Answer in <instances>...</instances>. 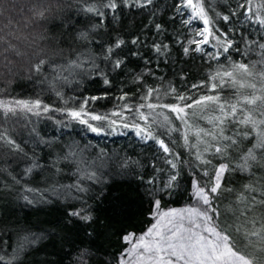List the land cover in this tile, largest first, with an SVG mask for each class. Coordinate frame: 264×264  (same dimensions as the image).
<instances>
[{
    "label": "trees",
    "instance_id": "trees-1",
    "mask_svg": "<svg viewBox=\"0 0 264 264\" xmlns=\"http://www.w3.org/2000/svg\"><path fill=\"white\" fill-rule=\"evenodd\" d=\"M109 2L110 0H0V100L11 102L39 99L53 109L77 108V100L102 95L106 89L101 79L96 78L92 64L94 58L100 69L110 72L112 87L106 99L92 101L87 105V110L108 116L109 121H117L110 127L109 122H92L97 126L104 124V134L97 135L87 131L86 127L77 121H70L59 110L36 116L19 110L6 113L0 109V132L7 133L23 149V152L10 151L8 146L0 141V184L12 186L11 192L0 194L3 197L0 198V240L6 242L0 254L10 257L20 238L26 234L43 232L46 237L38 244L30 245L14 264H79L78 251H74L71 244L61 241L64 235L63 225L67 219L64 213L71 210L69 205L79 207V203L64 197L57 199L49 192L50 203L32 207L25 205L17 194L21 185L39 189L40 193H44L54 186L72 184L76 180L73 175L75 165H66L60 161L56 168L61 171L57 172L53 171L50 161L62 156L67 146L73 143L81 148L92 145L84 153L89 163L96 161L100 150H104L108 157L113 159L116 156L131 157L135 162L129 167L127 174L117 176L112 160L105 157L107 163L103 171L109 173L106 179L112 186L110 194L108 190L105 194L108 195L109 201L112 196H122L125 201L124 208L120 211L118 220L113 221L116 227L97 241V244L101 245L99 251L95 245L88 242L87 237L85 244L77 243L76 246L77 249H89L92 256L89 264H101L102 261L117 264L116 258L129 245H125L119 235H111V232L122 228L125 232L140 234L150 226L153 221L149 215L151 204L145 195L147 180L155 178L158 186L161 180H166L170 171L164 163L165 154L158 145L151 140L139 139L133 128L122 127L123 123H143L138 121L135 111L125 113L122 117L112 115L114 111L122 110L125 104V101L118 99L122 91L136 93L127 101L132 105L144 102L141 101V96L144 95L146 87L158 88L162 94L171 85L182 94H195V90L190 86L210 76L219 65L227 67L233 61L252 63L260 59V51L257 49L250 51L247 56L230 51L228 55L231 56V61L225 60L224 57L219 61L211 60L198 52L185 55L181 43L177 41L183 42V46L187 47V41L193 39L195 31L203 25L199 21H194L191 25L182 23L190 10H186L184 15L178 14L174 5L179 3V0H154L152 5L144 8L128 7L122 0H117L119 6L115 10L106 7ZM211 3L216 12H237L232 23L224 24L220 21L217 26L222 30L233 27L239 30L232 33V38L238 42L240 32L248 39L256 40L264 34V30L257 25L245 23L244 17L239 14L243 9L237 8V4L243 3V0H211ZM89 8L94 11H88ZM156 24L164 26L162 33L157 32ZM81 34H84L83 37ZM137 37L139 43L133 45L131 41ZM117 39L126 41L121 49L116 50L120 58L126 60V64L123 70L111 72L103 58L106 55V47ZM153 43L168 45V48L157 53L152 48ZM219 47L220 45L213 41L205 46V50L214 53ZM240 48L242 51H248L244 43H240ZM131 52H139L140 55L132 56ZM73 61H76V64H73ZM38 64H43L39 72L34 70ZM147 70H151L154 75L146 74ZM141 74H144L143 85L134 83L135 76ZM65 80L68 83H65ZM247 82L255 83V80ZM57 91L61 96L56 95ZM238 92L244 95H260L264 92V87H258L255 93L250 88H241ZM238 92L226 87L220 95L235 102ZM199 94L211 93L202 88ZM149 102L176 101L170 96L162 95L158 101ZM192 119L199 127H213L207 121ZM175 124L179 126V122ZM243 127L247 131V126ZM155 131L160 132L162 129L157 128ZM259 131L257 129L251 136L241 140L238 148L230 150L229 159L208 154L206 158L212 160V165L207 166L209 173L218 163H229L230 160L232 165L240 164L241 157L259 139ZM164 138L174 142L170 147L185 163L181 165L183 179L180 187L171 197L164 198L162 208L167 210L190 206L194 202L190 179L195 177L201 184H205L208 178L203 175L204 168L197 166L193 150L185 146L179 134L171 133ZM40 139L55 142L50 145L38 144ZM189 143H195V140L190 139ZM25 154L41 164L40 168L29 175H24V169L30 163ZM259 155L257 151V156ZM153 164L157 170L163 171H154ZM225 175V187L233 191L224 192L216 201V206L222 210L223 215L216 218L214 223L218 228L231 226L234 235L246 244V232L251 229L260 230L264 223L261 219L264 217V209L254 205L253 210L245 213L248 221L244 227L237 209L243 211L250 195L255 196L257 200L262 198L264 169L253 165L248 172L237 170ZM141 176L144 178L143 182L140 180ZM13 178L18 180L19 184H15ZM246 184L256 191L249 193L244 189ZM102 187L103 185H96L88 194L98 196L97 201L88 200V204L94 208L97 204L101 208L109 207V203L99 195ZM241 194L246 198L244 202L238 200ZM93 214L97 215L96 212ZM100 219L101 224L107 222L104 214L100 215ZM236 228H241V231L235 232Z\"/></svg>",
    "mask_w": 264,
    "mask_h": 264
},
{
    "label": "snow or ice",
    "instance_id": "snow-or-ice-1",
    "mask_svg": "<svg viewBox=\"0 0 264 264\" xmlns=\"http://www.w3.org/2000/svg\"><path fill=\"white\" fill-rule=\"evenodd\" d=\"M122 2L128 7L144 8L152 5L154 0H122ZM118 6L117 0H110L106 5L111 10L117 9ZM174 7L176 12L181 15H184L186 10H190L187 11V18L182 20L184 25H191L194 21H199L203 25L201 29L195 31L194 38L187 41V47L183 46V42L177 41L181 43L185 55L190 52H198L211 60L219 61L221 57H224L225 60L231 61V56L228 55L230 51L247 56L250 51L257 49L260 51V59L252 63L233 61L227 67L222 64L219 65L210 76L190 86L192 90H195V94H182L171 85L162 94L158 88L146 87L144 95L141 96V101L144 102L132 105L127 101L132 99L136 93L130 94L122 91L118 99L125 101V104L122 110L114 111L112 115L122 117L125 113L135 111L136 118L143 123L137 122L131 125L123 123L122 127H131L139 139L142 141L151 140L158 145L165 154L164 163L168 165L170 171L167 173L166 180H161L158 186L155 178L147 180L148 187L145 189V195L151 204L149 215L153 221L150 226L140 234L125 232L122 228L111 232L113 236L119 235V239L125 245H130L120 252L119 257L116 258L117 264H264V223H262L260 230L251 229L246 232V244L234 235L231 226L218 228L214 223L216 218L223 215L222 210L216 206V201L224 192L233 191L225 187L227 182L225 174L237 170L248 172L253 165L264 169V92L260 95H244L238 92L241 88H250L255 93L257 85L247 82L249 80H258L264 87V42H262L264 41V34L260 36L259 40H256L248 39L243 32H240V41L238 42L232 38V33L239 30L234 27L222 30L217 26L220 21L224 24L232 23L237 12L235 10H230L226 14L216 12L212 7L211 0H179V3ZM237 8L243 9L239 14L244 17L245 23L255 24L264 30V0H255V2L254 0H243V3L237 4ZM88 11L91 12L94 9L89 8ZM155 28L158 33L164 31L162 24H156ZM81 35L83 37L84 34ZM213 41L220 45L219 49L214 53L206 51L205 46ZM131 43L133 45L138 44L139 37L133 39ZM240 43H244L248 51H242ZM125 44V40L117 39L106 47V55L103 59L111 72L124 69L126 60L120 58V54L116 50L121 49ZM152 48L157 53H161L162 49L167 50L168 45L153 43ZM131 55L139 56L140 53L131 52ZM72 63L76 64V61ZM92 64L96 78L101 79L106 89L102 95L77 100L79 105L77 108L53 109L36 99L34 101L13 100L11 102L0 100V109L6 113H15L19 110L36 116L59 110L70 121H77L84 125L87 131L97 135L104 134V124L101 123L97 126L92 122H109L110 127L115 125L117 121H109L108 116L88 111L87 105L92 101L106 99L108 91L112 87V81L109 79L110 72L100 69L99 65L95 64L94 58ZM42 65L38 64L34 70L41 71ZM146 74L154 75L151 70H147ZM143 80L144 74H141L135 76L134 83L139 82L143 85ZM65 83H68L67 80ZM226 87L237 90L238 95L235 102L221 97L220 92ZM202 88L207 89L211 94H199V90ZM56 95L61 96V93L57 91ZM162 95L170 96L176 102H149L158 101ZM250 105L255 107L249 108ZM209 112L214 114L208 115ZM257 116L260 118L257 119ZM192 118L207 121L213 127L211 129L199 127ZM175 122H179V126H176ZM243 126H247V131L244 130ZM157 128L162 129V131H155ZM257 129L260 130L259 139L241 157L240 164L232 165L230 160L229 163H218L213 166V171L209 173L207 166L212 165V160L206 158L208 154L213 157L229 159V151L238 148L239 142L251 136ZM171 133L179 134L185 146L193 150L195 160L198 162L197 166L204 168L203 175L208 178V181L201 184V181L195 177L189 181L193 189L191 195L196 201V206L164 210L162 208L164 198L175 194L181 185L183 179L181 165L185 163L181 156L170 147V144L174 142L170 139L166 141L164 138L170 136ZM190 139H194L195 143H189ZM0 141L6 144L10 151L23 152L20 144L5 132H0ZM54 142L44 139L37 141L38 144L44 145H50ZM90 147H92L90 144L83 148L75 143L70 144L62 156L50 161L53 171L57 172L61 171V169L56 168V164L60 161L65 162L66 165H75L73 175L76 176V180L72 184L54 186L45 190L44 193H40L39 189L21 185L17 193L25 205L32 207L50 203L49 192L57 199L64 197L66 200H75L79 203V207L69 205L71 210L65 211L64 215L67 219L63 225L64 235L61 237L62 242L71 244L73 250L78 251L79 264H89L92 256L88 248L77 249V243L85 244V237H87L89 238L88 242L95 245L99 251L101 245H98L97 241L116 227L113 221L118 220L120 211L125 204L122 196H112L111 201H109L108 195L105 194L106 190L110 194L112 187L106 179L109 173L103 171L107 163L105 157L112 160L113 170L117 176L127 174L129 167L135 163L131 157L116 156L114 159L108 157L104 150L99 151L96 161L89 163L84 157V153ZM257 151L260 153L259 156H257ZM25 157L30 163L24 169V175H29L41 167L38 160L27 157L26 154ZM152 167L154 171H163L162 169L157 170L155 164ZM13 179L15 184H19L18 180ZM143 179L141 176V182ZM96 185H103L99 195L103 196L105 202L109 203L108 208H101L99 204L94 208L88 204V200H98L97 195H88L92 187ZM244 189L249 193L256 191L247 184L244 185ZM5 191L11 192L12 186L0 184V194ZM261 197L257 200L255 196L250 195L247 197L248 203L243 211L237 209L242 227L248 221V216L245 213L253 210L254 205L264 209V191L261 192ZM0 198L3 197L0 196ZM245 199L243 194L238 196V200L241 202H244ZM94 212L97 215H94ZM107 213H114L115 215H107ZM101 214L105 215L106 223L101 224ZM261 219L264 220V217ZM90 229L91 231H89ZM240 231L241 228L235 229L237 233ZM45 238L43 232H32L22 236L10 257L0 254V264H14L15 261L19 260L20 254L30 245L34 246ZM5 244L6 242L0 240V252H2ZM101 264H107V262L102 261Z\"/></svg>",
    "mask_w": 264,
    "mask_h": 264
},
{
    "label": "rangeland",
    "instance_id": "rangeland-1",
    "mask_svg": "<svg viewBox=\"0 0 264 264\" xmlns=\"http://www.w3.org/2000/svg\"><path fill=\"white\" fill-rule=\"evenodd\" d=\"M255 83L257 85V88L260 86L262 87L261 83L258 80H255ZM190 206H196V201L194 200V202ZM182 208H184V207H182ZM129 247H130V245H129Z\"/></svg>",
    "mask_w": 264,
    "mask_h": 264
}]
</instances>
